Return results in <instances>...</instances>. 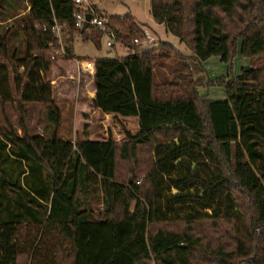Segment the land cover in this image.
<instances>
[{
	"label": "trees",
	"instance_id": "1",
	"mask_svg": "<svg viewBox=\"0 0 264 264\" xmlns=\"http://www.w3.org/2000/svg\"><path fill=\"white\" fill-rule=\"evenodd\" d=\"M150 3L191 55L163 41L126 48L145 36L130 14L102 15L126 57L57 55L56 23L70 44L100 48L105 35L75 28L74 0H29L25 58L0 38V108L22 119L20 136L0 115V264H264V0ZM238 53L262 62L221 81L227 99L201 96L202 63ZM74 102L137 131L76 144L28 134L26 104L48 107L58 129V103Z\"/></svg>",
	"mask_w": 264,
	"mask_h": 264
},
{
	"label": "rangeland",
	"instance_id": "2",
	"mask_svg": "<svg viewBox=\"0 0 264 264\" xmlns=\"http://www.w3.org/2000/svg\"><path fill=\"white\" fill-rule=\"evenodd\" d=\"M94 7L99 16L130 14L135 18L145 36L140 39L139 44H133L132 41L135 37L131 36L126 45L124 44L126 48L130 49L129 46L134 45L148 47L154 42L163 41L176 46L186 55L192 54L176 36L167 34L164 25L153 20L150 14V0H99L94 2ZM29 13V0H0V38L7 39L9 55L16 54L21 59L26 56V40L22 28L29 17ZM107 40L108 37L104 35L101 39L100 48H97L92 43L83 42L80 37H76L70 44L68 39L63 36V47L72 45L77 58H120L128 55L129 49L121 46L120 41L115 40V47L109 48ZM261 62L262 60L253 61L244 58L240 53L233 56L228 63L222 62L219 57L209 58L202 63L204 83L199 88L200 95L209 101L227 99L223 85L238 77L243 68L255 67ZM82 66L87 71L93 68L89 62H84ZM221 81L223 85H221ZM58 107L61 112V124L58 129H55V126L49 121L50 109L48 107L41 104H26L24 106L26 110L24 124L28 134L30 136L51 137L58 133L60 138L76 144L86 137L100 141H107L110 138L118 142L124 141L125 129L133 133L137 131L135 120H121L111 116L105 118L102 113L95 114L96 109L91 104L61 103ZM0 115L3 120L6 119L12 125L18 135H22L20 127L22 119L15 107L8 105L4 111L0 108ZM170 228L183 231L185 224L178 223ZM193 228H195L196 234L203 235L204 238L211 233L208 225H195Z\"/></svg>",
	"mask_w": 264,
	"mask_h": 264
},
{
	"label": "built area",
	"instance_id": "3",
	"mask_svg": "<svg viewBox=\"0 0 264 264\" xmlns=\"http://www.w3.org/2000/svg\"><path fill=\"white\" fill-rule=\"evenodd\" d=\"M99 0H74V3L80 11L74 13V26L76 29H82L86 21V15H91L90 27L102 30L108 37L107 46L109 48L115 47V33L107 28L109 19L106 17L99 16L94 7V2ZM46 30V29H45ZM52 31L56 38L59 40L60 50L56 51L57 55L65 57L67 55L66 47H63V31L62 28L56 23L52 27ZM135 44H139V40H135ZM83 65V63H82ZM83 67V66H82ZM86 70V69H85Z\"/></svg>",
	"mask_w": 264,
	"mask_h": 264
},
{
	"label": "crops",
	"instance_id": "4",
	"mask_svg": "<svg viewBox=\"0 0 264 264\" xmlns=\"http://www.w3.org/2000/svg\"><path fill=\"white\" fill-rule=\"evenodd\" d=\"M155 43V42H154ZM74 53H75V49H74ZM77 57V56H76ZM126 57V56H125ZM90 58V57H89ZM120 58H124V57H120ZM76 61V66L77 67H79L80 66V64H79V61L78 60H75ZM93 66V65H92ZM93 70V68L91 69V70H89V71H92ZM68 73L71 75V76H73L74 75V65H69L68 64ZM88 98H90V99H93L94 98V94L93 93H89V95H88ZM74 103H79V102H74ZM72 104V103H71ZM59 105H61V103H59L58 104V106ZM100 113V111H98V110H95V114L96 113ZM111 115H104V117L106 118V117H110ZM111 117H113V116H111ZM91 140H93V141H99V140H95V139H93L92 137H89Z\"/></svg>",
	"mask_w": 264,
	"mask_h": 264
},
{
	"label": "water",
	"instance_id": "5",
	"mask_svg": "<svg viewBox=\"0 0 264 264\" xmlns=\"http://www.w3.org/2000/svg\"><path fill=\"white\" fill-rule=\"evenodd\" d=\"M90 21H91V15L90 14H87L86 15V21H85L84 26L82 28V31L83 32H85L86 30L89 29V27H90Z\"/></svg>",
	"mask_w": 264,
	"mask_h": 264
}]
</instances>
